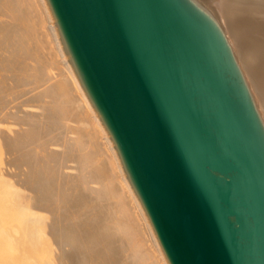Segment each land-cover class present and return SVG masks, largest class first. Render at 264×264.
<instances>
[{
    "label": "water",
    "instance_id": "obj_1",
    "mask_svg": "<svg viewBox=\"0 0 264 264\" xmlns=\"http://www.w3.org/2000/svg\"><path fill=\"white\" fill-rule=\"evenodd\" d=\"M164 264H264V124L195 0H38Z\"/></svg>",
    "mask_w": 264,
    "mask_h": 264
},
{
    "label": "bare ground",
    "instance_id": "obj_2",
    "mask_svg": "<svg viewBox=\"0 0 264 264\" xmlns=\"http://www.w3.org/2000/svg\"><path fill=\"white\" fill-rule=\"evenodd\" d=\"M264 124V0H195ZM38 0H0V264H164Z\"/></svg>",
    "mask_w": 264,
    "mask_h": 264
},
{
    "label": "rangeland",
    "instance_id": "obj_3",
    "mask_svg": "<svg viewBox=\"0 0 264 264\" xmlns=\"http://www.w3.org/2000/svg\"><path fill=\"white\" fill-rule=\"evenodd\" d=\"M261 55H262V57L264 58V52H263V53H261Z\"/></svg>",
    "mask_w": 264,
    "mask_h": 264
}]
</instances>
